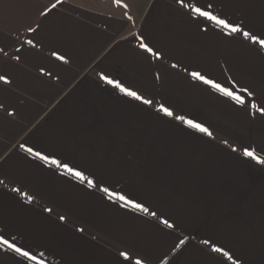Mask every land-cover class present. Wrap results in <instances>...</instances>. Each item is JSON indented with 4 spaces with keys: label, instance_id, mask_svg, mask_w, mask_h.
<instances>
[{
    "label": "crops",
    "instance_id": "1",
    "mask_svg": "<svg viewBox=\"0 0 264 264\" xmlns=\"http://www.w3.org/2000/svg\"><path fill=\"white\" fill-rule=\"evenodd\" d=\"M245 31L264 39V0H0V236L44 264H264V164L244 155L264 159V47ZM0 264L35 262L0 244Z\"/></svg>",
    "mask_w": 264,
    "mask_h": 264
},
{
    "label": "snow or ice",
    "instance_id": "2",
    "mask_svg": "<svg viewBox=\"0 0 264 264\" xmlns=\"http://www.w3.org/2000/svg\"><path fill=\"white\" fill-rule=\"evenodd\" d=\"M117 3L120 2V0H116ZM179 2L181 4H184V0H179ZM185 7H191L192 11L195 12L197 14V16L199 17H204L207 20H211L214 21L216 24L221 25L225 28H230L231 32L235 33V32H240L241 28L237 25V26H233L232 24L227 23L225 20L218 18L216 15H213L212 12L210 11H206L204 9H202L201 7H196L195 5H184ZM53 7H55V5H53ZM208 8H211V5H207ZM31 30V29H29ZM243 35L246 39H250L252 40L254 43H259L262 47H264V39H260L258 36L252 35L250 32H243ZM29 43H31V41H29ZM142 47L147 48V45H141ZM148 51H151V49H148ZM61 59H63V57H61ZM193 77L198 78L200 80H203L205 83L208 84H212L213 87L223 91L226 95L229 96H233V93L228 91L227 89H221L220 85L218 84H214L211 80H206L204 76H201L199 73H192ZM104 79L107 80L108 83H113V81L108 80L107 77H103ZM5 77L0 76V80H4ZM117 87H120V85L117 84ZM122 91H125L127 95L135 97L137 99H140L139 96H137V94L135 92L132 91H128L127 89H121ZM245 91H247L245 89ZM235 99H237L238 101H240L241 103H243L241 97L239 96H235ZM145 103H150V101H145ZM161 111H163L166 115L171 116L172 112L168 109V108H164L163 106H161ZM177 119L179 120H184V117H177ZM187 123L194 128L199 129L200 131H204L207 132V129L203 128L200 124H195L193 123V121L189 120L187 121ZM27 151L32 152L31 148H28ZM35 155L37 157H40L41 159H43L44 161H48L49 157L48 156H41V153L36 152ZM244 155L252 157L253 159L257 160L258 163L260 164H264V159H260L259 157H257L253 152L248 151L247 149H245ZM53 164H59V161L53 159L52 160ZM64 168H66L69 172L73 173L75 176L84 179L83 177V173H81L80 171H75L73 168H70L67 164L62 165ZM89 186H92V182L89 181ZM18 190V189H17ZM104 192H108L107 188L102 189ZM113 195H116L115 193H113ZM121 200H126V197L124 196H119L118 197ZM29 199H31V197H29ZM127 204L135 207V208H143V205L135 203L132 200H127L126 201ZM144 211H148L146 208L143 209ZM153 215H155V213H152ZM64 217H61V220H63ZM165 224H167L169 227H172V225L168 224L167 221H164ZM205 243H207V241H205ZM0 244L2 245H6L8 248L12 249L14 252L19 253L21 256L34 261L35 264H44L43 260H38L37 257L35 255H31L28 251H24L22 248L17 247L15 244L13 243H9L8 240L4 239L2 236H0ZM215 252H223L222 248H217V247H213L212 249ZM43 255V254H41ZM122 256H125V258H127V254L126 253H121ZM224 255L227 256V258L229 260L232 259V256L228 255L227 252H224ZM136 264H142V262L140 260H137ZM236 264H238V262H236Z\"/></svg>",
    "mask_w": 264,
    "mask_h": 264
}]
</instances>
